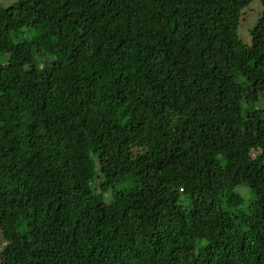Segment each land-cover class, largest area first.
<instances>
[{"label":"trees","instance_id":"trees-1","mask_svg":"<svg viewBox=\"0 0 264 264\" xmlns=\"http://www.w3.org/2000/svg\"><path fill=\"white\" fill-rule=\"evenodd\" d=\"M253 1L0 0V264H264Z\"/></svg>","mask_w":264,"mask_h":264},{"label":"rangeland","instance_id":"rangeland-1","mask_svg":"<svg viewBox=\"0 0 264 264\" xmlns=\"http://www.w3.org/2000/svg\"><path fill=\"white\" fill-rule=\"evenodd\" d=\"M260 3V4H259ZM261 0H254L251 8L248 9L246 11V13L244 14L243 20H242V35H243V39L244 41H250L251 40V36H250V31L251 29L254 28L255 23L258 20V15L259 13H261ZM253 156L257 155V152H253L252 153ZM123 187H133V183H131V181L124 183ZM1 252V249H0Z\"/></svg>","mask_w":264,"mask_h":264}]
</instances>
